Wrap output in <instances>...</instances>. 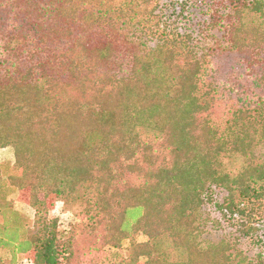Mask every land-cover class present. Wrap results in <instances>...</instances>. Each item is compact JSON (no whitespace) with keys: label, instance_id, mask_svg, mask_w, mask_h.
Wrapping results in <instances>:
<instances>
[{"label":"trees","instance_id":"16d2710c","mask_svg":"<svg viewBox=\"0 0 264 264\" xmlns=\"http://www.w3.org/2000/svg\"><path fill=\"white\" fill-rule=\"evenodd\" d=\"M6 145L34 210L0 195L9 264H264V0H0ZM49 195L83 218L62 232Z\"/></svg>","mask_w":264,"mask_h":264},{"label":"rangeland","instance_id":"374dc122","mask_svg":"<svg viewBox=\"0 0 264 264\" xmlns=\"http://www.w3.org/2000/svg\"><path fill=\"white\" fill-rule=\"evenodd\" d=\"M258 155H261L264 158V147L261 146L257 148L256 150ZM224 168L230 169L233 172L237 171V168L240 165V159L237 157H225L222 159ZM0 162L3 163V165L11 166L15 162V154H14V147L13 145H6L3 147H0ZM30 188L24 187L19 191H13V192H7L5 189H2V186L0 184V195H3L6 193L7 197L9 199H13V205L17 211H19L27 220H32L34 210L29 205V195H30ZM39 195L42 197V192H39ZM47 205H48V212L47 216L49 218H56L57 224L59 226V229L62 232H66L69 227L79 222L83 218V213L85 210V203L81 201L80 199H73V198H62V197H56L55 195H49L46 198ZM216 237L218 239V236L213 233L212 237L214 240H216ZM135 241L142 242L146 238L143 234L139 233L136 234L134 237ZM162 244L167 246V249H169L172 252V247L169 244L168 238L164 237L161 240ZM127 244H124L123 247L118 248L117 250L114 249H108L106 255L104 256V261L106 262H112L114 264H145L146 258L143 254L137 255L136 260L133 262H129V249L126 246ZM249 245L243 244V248L248 249ZM173 256H179L176 251L173 250ZM131 254L136 255L133 251H131ZM30 255L25 254L23 256V259L21 260L23 264H31L30 263ZM98 261L96 259H86L82 261L81 264H97ZM0 264H9V254L8 251L4 248L0 247Z\"/></svg>","mask_w":264,"mask_h":264},{"label":"built area","instance_id":"2783aa9c","mask_svg":"<svg viewBox=\"0 0 264 264\" xmlns=\"http://www.w3.org/2000/svg\"><path fill=\"white\" fill-rule=\"evenodd\" d=\"M31 263V262H30ZM32 264V263H31Z\"/></svg>","mask_w":264,"mask_h":264}]
</instances>
